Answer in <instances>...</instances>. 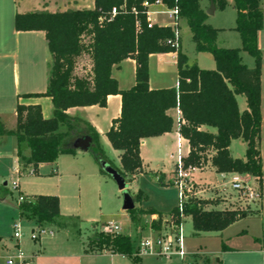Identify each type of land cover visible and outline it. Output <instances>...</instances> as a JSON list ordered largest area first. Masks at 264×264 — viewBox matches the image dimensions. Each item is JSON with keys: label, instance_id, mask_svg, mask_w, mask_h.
I'll return each instance as SVG.
<instances>
[{"label": "trees", "instance_id": "trees-1", "mask_svg": "<svg viewBox=\"0 0 264 264\" xmlns=\"http://www.w3.org/2000/svg\"><path fill=\"white\" fill-rule=\"evenodd\" d=\"M155 1L94 0L93 10L15 17L17 31L45 33L51 55L48 86L46 92L37 97L50 98L52 117L43 119L38 105H17L13 130H7L0 121V137L13 136L17 140V156L23 169L28 165L36 168L40 164H53L59 155L73 154V151L61 148L63 142L83 136L91 138L95 160L108 163L98 134L87 122L69 117L66 111L90 106L104 108L107 96L118 95L121 99L120 115L112 121L105 136L112 149L121 153V167L116 170L126 184L142 171L141 140L171 132L173 120L167 115L171 109L180 114L178 134L189 146L187 156L181 159L183 168L200 167L209 162L217 174H247L261 180L260 148L264 128L261 118V52L257 48V33L264 24L259 0H233L236 10L233 30L239 35L240 49L216 47L217 30L205 24L206 15L199 0H161L167 7L176 8L175 22L182 19L186 22L195 52L210 54L215 70L186 65V57L167 43L175 39V27H146L143 3ZM210 2L220 9L225 6L223 0ZM113 8L116 14L111 17ZM240 52L254 59V68L241 63ZM169 53L177 55L176 87L149 89V56ZM126 59L135 62V85L121 91L111 78V69ZM83 61L86 65L81 64ZM237 96L245 99L246 109L242 112L238 109ZM60 127H65L66 132L60 133ZM202 127L212 128L215 133L204 132ZM234 140L246 144L244 160L231 157L229 146ZM21 143L30 150L28 158L21 155ZM100 174L104 173L100 170ZM158 181L161 186H167L160 178ZM141 196L138 191L134 201L139 202ZM211 205L206 200L191 198L181 208L174 207L166 216L175 228L180 227L183 218L190 219L194 235L198 236L201 233H221L232 224L257 214L251 210H207L206 207ZM16 210L20 218L33 225L53 226L64 220L59 212V200L53 196L24 197ZM135 213L157 215V220L151 221L150 225L153 230H160L161 215L154 209L129 211L132 222ZM90 243L98 247V254L107 251L140 264L136 247L128 236L99 233ZM221 249L227 250L223 244Z\"/></svg>", "mask_w": 264, "mask_h": 264}, {"label": "crops", "instance_id": "crops-1", "mask_svg": "<svg viewBox=\"0 0 264 264\" xmlns=\"http://www.w3.org/2000/svg\"><path fill=\"white\" fill-rule=\"evenodd\" d=\"M223 1L225 2V6L223 9H220L217 7V5L210 2V0H199L200 8L206 15L205 24L217 30V37L215 41L217 48L240 49L241 42L239 43V45L230 46L228 44V39H226L224 36L221 37V34H223L224 31L234 29L235 24L234 27L224 26L221 24L220 20L217 19V15L223 14L226 10H229L231 14H233L234 12V18H231L230 23H235L236 19V10L233 4V0ZM211 4L213 5V12L211 15H207L206 13L211 9ZM259 5L263 15L261 0H259ZM93 9L94 0H0V121L5 125L7 130H13L15 128L17 105H38L41 108L43 119H50L53 112L50 98L37 97L39 95H43L46 92L51 69V55L48 50L45 33L43 31H17L14 26L15 17L17 15H27L34 13L55 14L69 11L73 12ZM150 20L157 26L171 25V23L157 24L152 19V16L150 17ZM179 21L184 20L182 19ZM177 30L179 35V29L177 28ZM178 41L180 46V40L178 39ZM257 48L259 49V51L264 52V28L257 33ZM179 51L182 53L181 46L179 47ZM206 54L208 53L195 52L196 62H188V59L186 58V65L188 67L196 66L200 70H215V63L213 61V58L212 62L202 64V58ZM239 56L241 59V63L245 67L254 68L255 62L252 57H250L245 52H240ZM167 74L171 75V78L169 80L166 79ZM111 78H113L117 82L119 90H129L135 85V62L131 59H126L122 61L118 66H113L111 69ZM176 85V53L150 55L148 59L149 89H171L175 88ZM236 101L239 111H244L246 109L245 99L242 96H237ZM120 106V96L110 95L106 98L104 108H100L98 106H90L70 108L66 111V114L69 117L78 118L87 122L90 127L98 134L100 147L109 165L112 163L107 158L106 154H110L111 152H114L116 154L118 159V166H114L113 164L112 165L115 169L118 170L121 167V153L112 149L105 135L108 132L112 121L119 117ZM167 115L170 116L173 120V127L170 133H166L159 137L146 138L141 140L140 158L142 161V171L140 174L134 177L133 181L142 175H150L157 183H159L158 179L160 178L161 182L164 185L169 186L171 185L175 164L179 161L180 158L187 156L189 152L188 143L178 134L180 114L178 110L171 109L167 111ZM261 118L262 128H264V56L261 57ZM201 130L211 134L215 133V130L212 128L202 127ZM58 131L60 133H64L66 132V128L60 127ZM75 139L63 142L61 147L63 150L73 151V154L59 155L57 160L53 164H40L36 168L28 165L27 168L23 169L21 161L17 156L18 145L16 138L13 136L0 137V179H5L8 176L14 177L15 180L12 183L17 184V190L19 194L24 197H56L55 195L57 194L53 190L52 180L61 179V177L63 176L64 167L69 170L71 168H75V165L79 161H82L87 163V165L90 166L93 172L100 174L101 169L97 161L95 160L92 151L83 152L80 150L71 149L70 145ZM236 141H240L244 145L246 150V144L244 142H242L241 140H234L231 141L229 146L230 155L233 159L244 160V156L236 157L232 154L233 144ZM20 151L22 157L28 158L30 156V150L26 146V144H20ZM87 154H90L92 158H94L93 160L96 167L95 165H93L91 159H89V157H86ZM261 158L262 173L264 175L263 140L261 141ZM210 171L211 173H214L219 177L221 175L217 174L212 167H210ZM153 174L155 175L153 176ZM131 183L127 184V189L129 188ZM6 186L7 183L5 186L3 185L4 190ZM172 187L174 186L172 185ZM142 196L143 198H145L143 193ZM58 200L60 215L63 218H70L64 217V215H62L61 199L59 198ZM4 203L5 200L0 198V205L3 206ZM256 212V215L232 224L221 233H201L198 235L199 237L204 234H217V236L219 237L220 250L218 252H215L214 254L216 255L215 264H264V204L262 203V200L260 202V207ZM148 217L151 218V222L154 221L152 220V218H157V215ZM13 220V217H11L10 220H8L7 217L6 223L10 221L11 223L9 222V225H11L13 223ZM235 226H240V228L232 233L233 238H231V235H228V232ZM236 238L245 240L246 245H232L231 240L237 241ZM9 239L12 240V242H7L3 236H0V264H6L7 259L11 255H13L15 249L19 247L20 240H16L15 243L13 242V237H10ZM226 243H229V245H227ZM222 244L227 248L226 251H223L221 249ZM105 253L109 254L110 256H116L110 254L109 252H104L102 254ZM34 254L36 255L35 257L37 259V262H39L37 264H43L41 262H44L49 258L44 254L39 255L38 251H33L26 255L31 256ZM87 255L93 256V254L89 253ZM96 255L101 254H95V256ZM120 257L124 259V257ZM223 258H225V260ZM199 259L198 261L195 260V264H211L210 260L207 257L203 256V259Z\"/></svg>", "mask_w": 264, "mask_h": 264}, {"label": "rangeland", "instance_id": "rangeland-1", "mask_svg": "<svg viewBox=\"0 0 264 264\" xmlns=\"http://www.w3.org/2000/svg\"><path fill=\"white\" fill-rule=\"evenodd\" d=\"M261 7L264 18V0H261ZM152 10L157 11L158 9L153 8ZM231 18H234V12L231 14L229 10L217 15V19L220 20L222 25L234 27L235 23H230ZM152 19L157 24L171 23V19L164 14H154L152 15ZM177 28L179 29V40L183 55L188 59V62H196L195 47L186 22L179 21ZM223 36L228 39L230 46L239 45L240 43L239 36L233 29L224 31L221 34V37ZM180 46L178 41L177 50H179ZM263 56L264 52H261V57ZM202 59V64L212 62L210 54H206ZM81 64L86 65V62L83 61ZM170 78L171 75L167 74L166 79L169 80ZM244 151L245 147L240 141H236L233 144L232 154L234 156L242 157L244 156ZM106 156L114 166H118V159L114 152L106 154ZM86 157H89L93 165H95L94 158L90 154H87ZM174 177L173 174L172 179ZM263 178L264 175L260 180L261 183L260 181H257V183L263 193L262 203L264 204ZM245 179L252 181L254 178H247L245 176ZM14 180V177L9 176L5 179H0V198L5 200L4 205H0V236H3L7 242H12L9 239L13 237L11 226L13 223L18 222L21 225L23 233L19 241L20 250L27 255L33 251H38L39 255L44 254L48 256L49 258L46 261L41 262L43 264H133L125 257L122 259L117 255L102 254L107 251H102L101 255L95 256V254L99 253V249L94 244H91L90 241L99 233L130 237L136 247V256L140 258V264H195V260L198 261L199 258L203 259V256L207 257L211 264H215L216 255L214 254L220 250L219 237L217 234L195 236L190 219L187 218H183L180 229L182 250L185 253L183 260H180L175 253L166 256L162 254L139 255L141 242L146 239L158 238L160 236L166 237L168 235L169 227L167 226V221L170 218L166 215L178 204V189L172 187V185L161 186L150 175H142L136 178L129 186L128 192L134 202L135 211L151 207L155 209L157 214L161 215L162 226L159 231L151 228V218L148 216L135 213L132 222L128 212L122 210L124 198L115 182L109 176L93 172L87 163L79 161L75 165V168L67 170L64 167L63 176L60 180H52L53 190L57 194L55 196L61 199L62 215L70 218H64L63 221L59 220L53 226H45L53 231V235L41 237L35 243L31 242L28 238L33 223L27 222L18 216L16 207L19 203V192L12 189L11 184ZM228 180L222 182L219 176L211 173L210 164H207L201 170L192 172L185 183L190 190L189 195L191 198L206 200L212 203L211 206L206 207L207 210H252L259 207L260 201L249 204L238 200L231 191L224 189ZM3 182L7 183L5 190L3 189ZM138 190L144 194L145 198L141 196L140 201L135 202L134 196ZM7 217L8 220L11 217L14 218L11 225H9L10 221L6 223ZM152 220L156 221L157 218H152ZM110 222L119 226L117 233H105L102 230ZM239 228L240 226H235L228 232V235H231V238H233L232 233ZM236 240H231V244L237 246L246 245L245 240H241L240 238H236ZM13 242L16 243L14 238ZM229 243L226 244L229 245ZM86 253L93 254V256H88ZM223 259L225 260V258ZM34 263H39L36 257L33 259L32 264Z\"/></svg>", "mask_w": 264, "mask_h": 264}, {"label": "built area", "instance_id": "built-area-1", "mask_svg": "<svg viewBox=\"0 0 264 264\" xmlns=\"http://www.w3.org/2000/svg\"><path fill=\"white\" fill-rule=\"evenodd\" d=\"M143 7L146 9V21H147V28L151 29L155 24L152 23L150 20V17L154 14H164L167 15L171 19V25L170 27H175V39L173 41H168L167 43L170 44L173 47L177 46L179 35L177 30V24L178 21L175 22L176 17V8L175 7H167L164 3L161 2V0H156L152 4L143 3ZM157 8L158 10H152ZM133 13H135V10H132ZM116 14V10L113 8L110 12V16L113 17ZM179 125V124H178ZM184 158V157H182ZM175 164L174 166V179H172L173 186L178 189V204L177 206L179 208L182 207L184 203H186L189 199H191L189 192L190 190L186 186V180L190 177V174L192 172H196L201 170L203 167H205L209 162L202 164L200 167H187L183 168V165L181 163V159ZM176 167V169H175ZM245 176L251 177L247 174H237V173H229V174H221V180L222 182L224 180H228V183L226 188L229 191H231L235 197L243 202L254 204L256 202H261L262 200V192L259 188V184L257 181H260L258 178L252 179V181H249L245 179ZM12 189L17 190V184L12 183ZM24 201L23 196H18V202L21 203ZM260 207V205H259ZM252 209L251 211H257L259 209ZM248 210V209H247ZM162 226V224H161ZM167 226L169 227V233L166 237H158L153 239H146L140 244V253L139 255L143 254H162V255H170L172 253H175L180 260H183L185 257V253L182 250V238L180 235V229L181 225L178 228H175L173 225L170 224V221H167ZM13 229V238L17 241H19L22 236V228L21 225L18 222H15L12 224ZM105 233H117L119 231V226L115 223H108L106 224L103 229ZM52 236L53 231L45 226L41 225H33L31 226L30 233H29V240L33 243L39 241L41 237L44 236ZM140 255V256H141ZM35 254L31 256H27L22 250H20L19 247L15 249L13 255H11L7 261L6 264H31L33 259L35 258Z\"/></svg>", "mask_w": 264, "mask_h": 264}, {"label": "water", "instance_id": "water-1", "mask_svg": "<svg viewBox=\"0 0 264 264\" xmlns=\"http://www.w3.org/2000/svg\"><path fill=\"white\" fill-rule=\"evenodd\" d=\"M213 12V5L211 4V9L206 13L207 15H211ZM92 140L88 136H84L81 138H77L71 143V149L73 150H80L83 152H90L91 151ZM101 171L109 176L117 185L118 190L123 194V206L122 210L125 212H129L134 209V202L131 198V195L128 192L127 184L125 180L120 176L116 169L111 167L106 161L104 160H96ZM3 185L5 186L6 183L4 182Z\"/></svg>", "mask_w": 264, "mask_h": 264}]
</instances>
